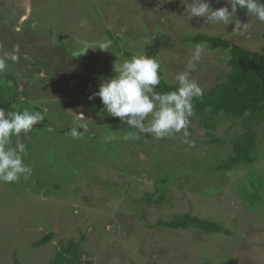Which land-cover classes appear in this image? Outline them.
<instances>
[{
  "label": "rangeland",
  "instance_id": "1",
  "mask_svg": "<svg viewBox=\"0 0 264 264\" xmlns=\"http://www.w3.org/2000/svg\"><path fill=\"white\" fill-rule=\"evenodd\" d=\"M236 15L251 24L247 33L188 20L181 0H0V54L19 57L0 74V107L47 109L21 137L31 176L0 182V264H48L69 240L92 264H264V118L253 123L251 162L224 169L247 131L242 118L193 112L186 137L157 140L89 99L115 63L149 46L166 83L178 85L176 74L187 70L211 89L231 71L230 50L206 48L189 69L195 35L264 54L263 23L239 8ZM101 39L110 50L74 56L81 41ZM74 112L89 118L81 139L68 134ZM131 132L138 138L125 139ZM186 214L229 233L165 225Z\"/></svg>",
  "mask_w": 264,
  "mask_h": 264
},
{
  "label": "clouds",
  "instance_id": "2",
  "mask_svg": "<svg viewBox=\"0 0 264 264\" xmlns=\"http://www.w3.org/2000/svg\"><path fill=\"white\" fill-rule=\"evenodd\" d=\"M187 19L203 18L207 24H233V32L247 33L251 28L249 22L242 23L237 18V9L246 10L264 23V0H225L223 6L213 8L209 0H181ZM229 5L231 10H229ZM235 16V22L232 17ZM26 18V17H25ZM16 31H20L19 28ZM82 50L74 53L78 56L88 49L108 51L112 41H81ZM207 45L202 42L192 52L188 68L191 69L201 59ZM19 59L15 52L0 54V74L8 70V62ZM161 64L158 59L146 53L134 54L130 59L115 63V75L102 79L98 91L89 99L97 96L106 113L119 118L120 122L139 133L150 134L155 139H165L176 133L188 135L187 128L194 112V98H202L203 87L185 70L176 74L178 87L167 92L156 91L161 82ZM47 109L9 111L0 107V182L11 184L21 178L27 180L32 174V166L25 163L26 145L21 137L27 138L34 126L46 119ZM151 116V120L145 121ZM83 112H74L72 126L68 134L72 139H81L89 126ZM80 129H83L82 131ZM136 132H131L125 139H137ZM190 146H194L191 142Z\"/></svg>",
  "mask_w": 264,
  "mask_h": 264
},
{
  "label": "trees",
  "instance_id": "3",
  "mask_svg": "<svg viewBox=\"0 0 264 264\" xmlns=\"http://www.w3.org/2000/svg\"><path fill=\"white\" fill-rule=\"evenodd\" d=\"M242 10L246 12V10ZM262 36L264 39V23ZM192 41L195 43L204 42L208 49L225 47L230 50L231 56L228 63L231 71L226 74L221 83L209 90H204L202 98L193 99L194 113L208 111L209 115L213 117L219 112H225L234 118H242L247 131L243 134L242 139L234 141L235 153L229 162L221 164V167L231 169L232 166L241 162L250 163L249 152L255 141V134L252 131L253 123L264 118V54L239 45H230L226 39L209 37L204 34L195 35ZM148 55L155 57L150 46ZM177 87L178 85L168 84L161 78L156 91L167 92L175 90ZM165 225L175 229L196 226L207 232L229 233L215 221L201 219L190 214L165 222ZM50 238L51 234H47L37 244L45 243ZM14 264L20 263L15 260ZM48 264H92V261L82 257L78 241L69 240L56 252Z\"/></svg>",
  "mask_w": 264,
  "mask_h": 264
}]
</instances>
